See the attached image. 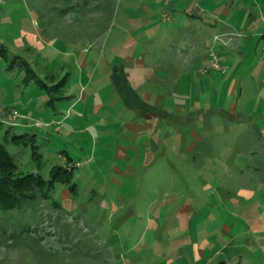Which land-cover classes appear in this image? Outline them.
<instances>
[{
  "label": "rangeland",
  "instance_id": "374dc122",
  "mask_svg": "<svg viewBox=\"0 0 264 264\" xmlns=\"http://www.w3.org/2000/svg\"><path fill=\"white\" fill-rule=\"evenodd\" d=\"M182 1H197L241 30L252 20L264 30V0ZM121 2L133 9L153 7L159 15L169 7V0H0V145L13 155L18 174L49 180L56 166L74 171L69 184L43 186L13 208L0 207V264L217 263L194 247L200 235L223 232L210 205L217 193L211 159L215 162L216 152L231 148L235 137L247 139V132L232 124L223 129L221 119L212 117L208 126L192 120L184 136L181 113L171 105L174 98L187 101L189 81L184 77L177 86L164 74L141 77L142 23L139 12L123 15ZM158 18L164 28L168 21ZM263 37L264 32L257 40ZM259 42H254L256 56L264 63ZM76 53L101 70L109 63L111 77L97 69L88 80L92 67L78 65ZM215 54L205 68L193 64V79L225 70L217 57L220 68L204 72L216 61ZM15 58L28 63L34 79L25 82L26 74L23 81L17 78L19 66H10ZM115 76L127 80L138 95L139 86L155 88L161 106L143 99L139 104L129 91L130 105L125 103ZM37 78L51 87L66 79V97L56 99ZM169 111L176 114L175 125H169L174 118ZM140 123L147 129L141 134ZM20 134L18 142L12 140ZM195 136H205V141ZM152 137L149 158L143 148L131 150ZM205 182L214 190L203 191Z\"/></svg>",
  "mask_w": 264,
  "mask_h": 264
},
{
  "label": "crops",
  "instance_id": "0c3cea01",
  "mask_svg": "<svg viewBox=\"0 0 264 264\" xmlns=\"http://www.w3.org/2000/svg\"><path fill=\"white\" fill-rule=\"evenodd\" d=\"M121 5L123 15L129 11L139 12V23H142L139 28L141 77L151 80L164 74L173 78L177 86L184 77L189 81L184 88L189 94L187 101L178 103L174 98L176 102L171 105L174 111L181 113L179 118L186 127L184 136L186 129L192 126V120L205 122L204 126H208L212 117L221 119L223 129L232 124L233 128L247 132V139L245 135L235 137L231 148L220 151V154L216 152L215 162L211 159V164L216 166L217 193L213 205H210L215 206L223 232L217 235L212 232L211 236L205 233L202 235L204 240L200 235L198 246H194L195 252L202 254L207 261L212 259L217 263L224 260L228 264H264V63L257 60V45L254 44L255 40L259 42L257 38H261L264 30H258L254 20L247 22L245 30L230 22L224 23L223 17L217 15L219 12L210 11L197 1L192 4L169 0V7L160 14L168 21L164 28L159 25L157 19L160 15L153 7L145 6L141 10L122 2ZM259 43L264 45V39ZM215 52L225 70L209 74L201 70V74L208 77L201 81L193 79V64L207 67ZM75 59L82 67H92L91 73H87L88 80L94 78L97 69L111 77L109 63L101 70L99 64L92 66L93 61L81 53H76ZM261 59H264L262 55ZM16 68L17 78L23 81L25 70L21 66ZM85 86L83 84L81 88L83 93ZM155 92V88L149 91L139 86V97L153 107H160L162 102L155 98ZM168 114L174 117L169 119V125H175L176 114L170 111ZM145 118L146 123H151L152 118ZM139 126V134L147 130L141 123ZM195 137L205 141V136ZM153 138L144 140L139 147H126H131L134 152L143 148L149 158ZM189 145L191 148L194 143ZM202 189L205 192L214 190L210 182H205ZM179 222L177 220V224Z\"/></svg>",
  "mask_w": 264,
  "mask_h": 264
},
{
  "label": "trees",
  "instance_id": "16d2710c",
  "mask_svg": "<svg viewBox=\"0 0 264 264\" xmlns=\"http://www.w3.org/2000/svg\"><path fill=\"white\" fill-rule=\"evenodd\" d=\"M15 65L21 66L26 71L25 82L35 78L36 73L24 60L19 61L18 58H15L14 60H12L10 66L13 68ZM115 77L116 82H114V85L125 103L130 105L128 101V94L126 93L127 91L132 93L139 100V104L144 102L134 91L132 86L127 83V80L123 81L118 76ZM36 80L38 81V84L40 83V86L41 88H43V90L46 89V91L49 92L53 97H56V99H63L64 97H66L64 95L66 79H64V81L62 82L54 84L52 87L48 86L45 82L39 80L38 78ZM21 138H23V135H15L12 140L15 142L17 140L18 142ZM32 138H35V136H33ZM32 147L34 150V156L36 155L38 146L33 143ZM17 171L18 166L16 161L14 160L13 155L9 153L5 146L0 145V207L2 208L10 209L15 207L19 203L21 204L23 198L33 197L32 195L28 194L29 192H33L38 188H42L43 186H47L49 188L51 185L57 182L69 184L74 178L73 169H69L63 166L54 167L52 169L51 178L49 180L44 179L41 174H23L21 172H19L18 174ZM217 264L228 263L224 260H221Z\"/></svg>",
  "mask_w": 264,
  "mask_h": 264
},
{
  "label": "built area",
  "instance_id": "2783aa9c",
  "mask_svg": "<svg viewBox=\"0 0 264 264\" xmlns=\"http://www.w3.org/2000/svg\"><path fill=\"white\" fill-rule=\"evenodd\" d=\"M218 38H219V36L216 37V39H218ZM262 51H263V53H264V46L262 47ZM213 60H216V61L210 66V68H206V69L204 70V72H208L209 70H211V67H212V68H216V69L220 68V66L218 65L219 63H218V60H217V56H216V54L214 55Z\"/></svg>",
  "mask_w": 264,
  "mask_h": 264
}]
</instances>
